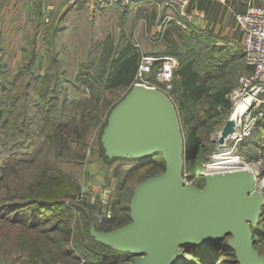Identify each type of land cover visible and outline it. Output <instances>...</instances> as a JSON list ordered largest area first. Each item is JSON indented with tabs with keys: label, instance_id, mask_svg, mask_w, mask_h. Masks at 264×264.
Returning <instances> with one entry per match:
<instances>
[{
	"label": "trees",
	"instance_id": "16d2710c",
	"mask_svg": "<svg viewBox=\"0 0 264 264\" xmlns=\"http://www.w3.org/2000/svg\"><path fill=\"white\" fill-rule=\"evenodd\" d=\"M173 24L171 33H178L180 26ZM179 36L174 41L167 34L147 54L154 58L172 55L178 61L170 93L183 137L182 171L193 179L207 160L206 153L213 151L208 139L217 130L219 110L228 113L231 108L226 95L234 87V75L249 71L232 55L216 47L206 50L203 42ZM55 38L48 33L46 65L33 50L27 51L23 63L11 74L14 66L8 58H0V260L5 264H132L136 254L96 240L90 230L107 232L127 224L125 181L143 173L142 181L164 171L159 153L136 158L108 155L101 142L111 110L132 87L140 53L132 47L104 49L94 67L92 60L76 73L72 62L68 64L71 71L68 65L61 67ZM157 65L154 62L153 72L147 76L150 83H157ZM106 90L113 95L124 91L111 99ZM259 96L264 100V92ZM261 110L264 113V103ZM95 127L97 157L113 167L111 177L116 180L108 219L95 218L96 212H102L97 204L82 201L71 205L67 200L70 194L79 193L74 170L85 159ZM258 130L263 144H256L263 148L264 116ZM263 173L264 164L259 174ZM260 211L251 234L253 248L264 256V206ZM228 238L230 235L204 246H182L183 264H239Z\"/></svg>",
	"mask_w": 264,
	"mask_h": 264
},
{
	"label": "water",
	"instance_id": "95a60500",
	"mask_svg": "<svg viewBox=\"0 0 264 264\" xmlns=\"http://www.w3.org/2000/svg\"><path fill=\"white\" fill-rule=\"evenodd\" d=\"M237 130L230 117L219 133V145ZM101 141H107L108 151L115 155L136 158L159 153L165 167L161 175L136 186L127 224L107 232L91 228L96 240L123 252L144 254L132 264H183L182 246H203L230 235L227 244L239 264H264L252 244L251 227L257 225L262 205L255 177L206 175L202 189L182 181V137L166 97L134 87L112 109Z\"/></svg>",
	"mask_w": 264,
	"mask_h": 264
},
{
	"label": "crops",
	"instance_id": "0c3cea01",
	"mask_svg": "<svg viewBox=\"0 0 264 264\" xmlns=\"http://www.w3.org/2000/svg\"><path fill=\"white\" fill-rule=\"evenodd\" d=\"M249 4L264 5V0H189L191 21L177 24L174 8L155 3L100 8L93 0H0V58H8L13 66V57L26 56L27 51L33 50L42 65H46L49 57L46 38L52 32L56 35L54 44L59 57L66 56V49L78 46L88 52L87 56H93L94 67L104 49L132 47L141 58L151 56L147 52L167 34L174 41L181 34L190 42H203L206 50L216 47L232 55L244 67L243 32L234 17ZM173 23L180 26L178 33H171ZM243 72L240 70L239 74L246 73ZM133 82L134 77L131 88Z\"/></svg>",
	"mask_w": 264,
	"mask_h": 264
},
{
	"label": "rangeland",
	"instance_id": "374dc122",
	"mask_svg": "<svg viewBox=\"0 0 264 264\" xmlns=\"http://www.w3.org/2000/svg\"><path fill=\"white\" fill-rule=\"evenodd\" d=\"M64 39L67 40V38H64ZM78 45H80L79 41H78ZM66 51H67V53L65 54L66 56L59 57L61 59L62 64H63L61 67L67 68V65L70 62H72L75 64V65H73V67H74L73 69L76 71V73L82 72L83 64L87 65L88 63H90L94 59L93 56L92 57L87 56L88 52L85 53V51L80 50L78 46L76 48L72 47L70 49H66ZM81 52H82V54H84V53L85 54L82 55ZM25 58L26 57H24V56L12 58V62H15V63L13 65L14 67L10 71L11 74L15 73V71L17 70V66L21 65L23 63V61L25 60ZM68 66H69V69L71 71L72 66H70V65H68ZM240 76L241 75L239 74V72L237 73V75L235 74L234 77H233V73H231L230 77H233V80H232L233 86L235 85L237 79ZM10 80H12V79H10ZM150 84H151V86H149V87H144V86H141V87L151 89V90L156 91L159 94H161L158 90V89H161V86L158 83H150ZM134 87H138V86H133V88ZM153 87H155V89ZM133 88H131L130 90H132ZM123 91L124 90H118L116 92V94L113 95L108 90H106L105 95L107 97H110L111 99H116V98L122 96ZM170 92H171V90H170ZM170 92H168V94L166 96L163 94L162 95L164 97H166V99L170 102V104L172 105V107L175 111V114L177 116V112H176L177 108L175 106V102L173 101V97H172ZM259 98H260V100H263L260 96H259ZM262 104H261V106H262ZM261 106H260V111L262 112V114L264 116V113L261 110ZM205 107L207 108V106H204L203 108H205ZM219 114H220V116H219V123L217 125V130H214L213 132H211L209 134V139H208L210 146H212V148H213V151L210 152V154L206 153L207 160H205L202 163L203 167L199 171L198 177L193 178V179H189L188 175L186 173H183V171L181 170L180 179L187 184H191V185L197 187L198 189H202V187L204 185V177L207 175V173H206L207 166L211 163V160L218 153L219 149L225 148V149L229 150L232 154H234L241 163L246 164L249 167L250 171H253L255 173L254 177L256 179V182L254 184V187L258 191V193L262 199V205L259 208V210H261L262 206H264V183H262L264 175L260 176L259 173H260L262 165L264 164V145H263V148L261 147L262 145L260 146V144H263V142L260 141V138L262 135L259 133L258 129H259L260 123L262 122L263 116H262L261 120H259L257 127L255 129L253 128L250 130L251 133L246 132L247 130H245L246 128L243 126L242 120L239 123L235 122L236 126H239V130L235 131L233 134L228 136L227 139L223 142V145H219V142H218L219 133H220L222 127L224 126L225 122L227 120H229V118L231 117L232 107L229 108L228 113H223L222 111L219 110ZM177 121H178V118H177ZM107 123H108V118H107ZM178 126H179V121H178ZM97 129H98V127H95L94 130H91L90 137L88 139L87 146L85 148V159L83 160V162L79 166L78 170H74V172L76 174L75 180H77V182L79 184V191H78L79 193H78V195L76 193L70 194V196H68L67 200H69L68 202L71 205H74V204L79 205L82 201H84L88 204H97L100 207V209L103 210L106 207H108L110 209V205H109L110 196H111L113 186L115 185L116 180L113 177H111L113 167L108 168L106 165L102 164L100 162L99 158L97 157V154H96L97 153L96 152ZM179 129H180V126H179ZM180 133H181V130H180ZM181 137H182V134H181ZM257 142H259L260 144L257 145L256 144ZM249 143L254 144V148H253V146L251 148H249L248 147ZM103 144L105 146L106 151L111 150L109 148L110 146L107 145V141H105ZM245 146H247V147H245ZM248 150H251V151H248ZM182 151H183V137H182ZM108 152H107L108 155H115V153L114 154L110 153L111 151L109 153ZM116 155H118V154L116 153ZM182 167H183V162H182ZM162 173L163 172H161L157 175H154V176H159ZM142 174L143 173L133 175L132 177H130V179H127L125 181L127 188H126V192H125L124 196L129 199V202H130V199L132 197V194H133L136 186L139 183L146 180L147 178H149V177H147L141 181L142 176H143ZM203 174H204V176H202ZM185 175H187V176L185 177ZM257 176H259V178ZM150 177H153V176H150ZM200 179L202 180V182ZM198 180H200V182L202 184L200 187L198 186V184H199ZM65 188L70 190L68 185H66ZM74 194H76V195L73 198H71ZM82 196L85 197V200H80ZM98 215H99V213L96 212L94 214L95 218L96 217L98 218ZM111 215H112V213H111ZM258 220H259V218H258ZM2 231H6V229L2 228ZM142 255H144V254L136 255L135 259L141 257ZM257 255L259 258L260 257L264 258V256L261 254L259 255L258 252H257ZM0 264H5V263L2 260H0ZM79 264H83V262L80 261Z\"/></svg>",
	"mask_w": 264,
	"mask_h": 264
},
{
	"label": "built area",
	"instance_id": "2783aa9c",
	"mask_svg": "<svg viewBox=\"0 0 264 264\" xmlns=\"http://www.w3.org/2000/svg\"><path fill=\"white\" fill-rule=\"evenodd\" d=\"M93 1L100 8L107 6L126 7L135 2L155 3L168 8H174L179 19L176 20L177 24H185L191 21V14L188 12L189 0ZM169 19L171 17H167V20ZM234 19L239 30L243 32L242 52L249 72L237 79L234 87L226 95V99L232 107L231 118L238 123L242 120L243 126L246 128L245 130H247L246 132L251 133L250 130L257 127L259 120L263 116L260 106L264 103V100H260L259 94L261 93L260 86L264 84V5L249 4L242 13L236 14ZM154 62H158L154 70V78L161 86V89L158 90L166 96L172 88L173 72L178 65L177 59L172 56L160 58L141 56L134 76L133 86H151L147 80V76L153 72ZM153 88L155 89V87ZM236 112H238V116L233 117ZM110 217L111 210L108 207L104 208L98 215L99 219H108Z\"/></svg>",
	"mask_w": 264,
	"mask_h": 264
},
{
	"label": "bare ground",
	"instance_id": "6f19581e",
	"mask_svg": "<svg viewBox=\"0 0 264 264\" xmlns=\"http://www.w3.org/2000/svg\"><path fill=\"white\" fill-rule=\"evenodd\" d=\"M238 112L233 117H237ZM206 173L210 179L240 176L246 173L253 176L255 174L253 171H250L246 164L241 163L234 154L225 148L219 149L218 153L211 160V163L207 166ZM262 183H264V178Z\"/></svg>",
	"mask_w": 264,
	"mask_h": 264
}]
</instances>
